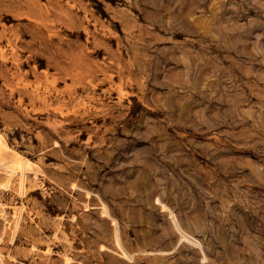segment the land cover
Here are the masks:
<instances>
[{
    "label": "rangeland",
    "instance_id": "rangeland-1",
    "mask_svg": "<svg viewBox=\"0 0 264 264\" xmlns=\"http://www.w3.org/2000/svg\"><path fill=\"white\" fill-rule=\"evenodd\" d=\"M0 264H264V0H0Z\"/></svg>",
    "mask_w": 264,
    "mask_h": 264
}]
</instances>
